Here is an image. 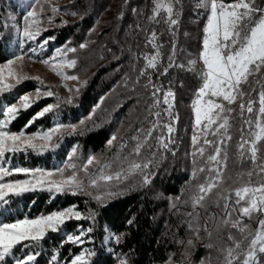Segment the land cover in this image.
I'll return each mask as SVG.
<instances>
[{"label":"trees","instance_id":"16d2710c","mask_svg":"<svg viewBox=\"0 0 264 264\" xmlns=\"http://www.w3.org/2000/svg\"><path fill=\"white\" fill-rule=\"evenodd\" d=\"M77 1L78 8L75 7V10L81 9L84 15L73 22L48 28L44 34L55 37L51 41L57 45L82 44L98 18L106 12L109 13V7L115 2L116 9L108 19L113 27L111 38L115 33L113 40L110 36L104 38L100 35V40L95 46H91L90 60L94 59V65H98L75 100L65 103L67 99L54 92L53 96L41 99L27 111L22 110L10 125L12 131L19 132L43 107L59 104L53 112L47 113L28 128V133H34L41 128L47 130L57 121L76 125V132L66 135L55 150L42 154H16L10 159L8 167L15 165L55 171L65 167L72 150L76 149L72 162L77 168H68L65 174L81 172V167L88 157L106 150L109 139L113 136H117L121 141L124 139V135L129 132L127 123L134 121L135 124L140 119L143 123L148 119V111L152 109L149 99L151 86L145 85L149 83V77L164 90L171 89L175 92V113L178 121L171 136L174 147L165 154L155 153V158L151 154L145 156L143 163L150 162L148 168L137 170L133 178L126 176V179L114 184L107 183L103 188L93 189L84 177L77 175L82 179L84 187L76 194L38 190L10 197L8 204L0 205L2 222H14L24 217L36 218L69 207L79 211L82 217L79 220L66 218L65 224L61 225L57 232L49 231L46 237L34 246H17L12 254L19 258L26 254H37L35 264H70L75 255L88 249L96 253L91 257V264H119L118 257L126 258L128 264H169V261L173 264L178 261L184 248L195 264H200L201 261L205 264H224L227 248L234 247L233 242L228 240V235L231 233L239 240L241 234L238 228H232L231 224L221 223L224 219L234 221L238 215L236 212H232L231 217L223 215L224 205L228 200L219 198L217 192H223L230 198L235 197L234 189L248 180L246 175L239 178L238 174L250 170L252 161L249 158L251 153L248 145H245L243 157L240 155L237 145L241 142L242 121L234 119L231 121L229 132L232 138L221 145L222 149L227 151V166L219 165L224 173V182L207 195L202 206H194V198L200 195V185L214 178L215 174L210 173L208 169L217 167L215 163L207 161V156L214 154L211 146H205L203 157L197 155L194 158L192 155L194 146L191 148L189 134L193 128L194 116L191 102L195 98L194 91L197 89L199 78L196 71H188L178 65L183 50H195L194 54L197 55L200 49L198 45H194L192 37L185 36V30L198 26L194 24V19L198 17L195 6L191 0H182L179 24L170 28L164 23L166 15L158 20L150 19L153 16L151 0H96L94 5L89 4L91 7L83 5L85 0ZM257 3L260 4L261 0H257ZM19 5L20 1L16 3V0H0V63L26 53L28 47L27 44H24L23 49L18 46V34L11 24V14L19 9ZM194 30L199 32L198 27ZM153 32L160 37L162 60L156 68L148 70L145 58L147 53L153 52L148 43V36ZM173 45L175 66L168 69L167 75H161L168 65ZM142 72L144 75H141ZM244 87L247 89L248 86ZM36 89V80H23L11 92L0 95V107L16 104L18 97L34 94ZM104 101L109 103L102 110L100 106ZM137 107L138 112H133ZM128 118L129 122L125 123ZM81 121L84 123L81 124ZM244 130L246 132V125ZM209 138L216 139L211 135ZM260 144L264 145V141ZM258 157L264 158V146L261 147ZM200 168L205 171H198ZM8 179L11 178H6L5 182ZM255 179L254 176L253 180ZM107 187L109 189L105 190ZM224 189L229 191L224 192ZM108 190L112 191L104 194ZM97 196L101 199L97 200ZM197 207L199 208L195 209ZM215 208L221 214H215ZM208 219L215 222L210 231L211 238L204 230ZM243 223L255 230L247 220H243ZM88 228H92L91 233L87 232ZM196 229H199L198 235ZM82 232L86 234L82 237V244L67 240L68 236L80 235ZM116 235L121 237L120 243L111 238ZM196 237L207 244L211 243L213 248L198 247L194 241ZM189 240L193 241L192 245L188 244ZM246 251L247 247L243 251L237 250L232 258L233 263L241 259ZM53 256L56 257L55 261ZM0 264H14V260L9 255Z\"/></svg>","mask_w":264,"mask_h":264},{"label":"snow or ice","instance_id":"6c2138e0","mask_svg":"<svg viewBox=\"0 0 264 264\" xmlns=\"http://www.w3.org/2000/svg\"><path fill=\"white\" fill-rule=\"evenodd\" d=\"M36 3L39 10L37 11L34 8L32 11H28L23 18V37L29 41L36 40L43 31L39 26V16L44 12V8L40 4V0H36ZM181 7L182 0H156L152 10L153 16L150 19L156 20V17L163 10L167 13L164 23L168 24L170 28L178 26ZM195 7L206 13V19L202 28L201 48L198 50L197 57L190 59L188 62L189 65L195 68L198 62L202 61V66L197 70L199 79L197 89L194 91L195 98L191 102V108L195 116L194 127L197 130L191 138L194 146L192 155L194 158L197 155L203 157L206 152L205 146H211L214 154L208 155L207 161L215 163L217 167L208 169L210 173L215 174L214 178L200 185V195L194 198V206L196 204L202 206V202L207 195L212 193L214 189H218L224 182V173L219 165L227 166V151L222 149L220 145H224L225 141L232 138L229 134L232 127L231 121L234 119L241 120V142L238 143L237 147L240 150L241 157H243L245 145L249 143V138L254 137L251 139V147L248 149L251 153L249 158L252 161V168L247 172L238 174L239 178L246 175L248 180L234 189L236 197L234 204L225 203L224 205L228 217H231L232 212L236 211L239 212V216L234 221L224 219L221 223L223 225L231 224V227L238 228L241 234L239 240L231 233L228 235V240L233 242L234 247L227 248L224 264H233L234 254L237 250L243 251L245 247H247V251L241 259L237 260L236 264H264V255H260L264 254V158L258 157L261 147L264 146L260 144L264 141V0H261L260 4L257 3V0H231V2H226V0H197ZM51 11L56 13L59 9L52 7ZM173 35H175V32H173ZM50 39L54 40L55 37L45 38L38 44V47H45ZM155 39L156 34L153 32L151 41L154 42ZM85 46L84 44L80 45L81 48ZM69 51L75 52L76 49L67 46L56 49L53 57L41 62L50 66L52 71L62 79L77 80L78 77L66 76L61 70L65 66L71 68L76 65L75 60L65 59ZM159 56V46H157L156 56L147 58V67L156 68ZM57 58H59L58 63L56 62ZM24 59L23 55H18L8 59L5 63H0V95L11 92L23 80L28 79V77L18 74L15 69L17 62H22ZM174 60L175 45H173L172 54L168 57V65L160 73L161 75H167L168 69L175 66ZM141 75H144V73L142 72ZM40 83L41 88H37L34 94H25L18 97V103L0 107V205L8 204L9 198L12 196L18 197L28 192L46 190L55 193L76 194L84 187V183L77 176L76 171L65 176L66 169L72 168L75 170L77 168V165L72 162L76 149L72 150L65 167L55 171L39 168L29 169L15 165L6 166L10 164V159L19 153L34 152L42 154L48 150H55L60 146V141L66 135H72L76 132V125H66L57 121L53 127L47 130L41 128L34 133H28V128L47 113L53 112L55 108L59 107V104H48L43 107L19 132L10 129V125L18 118L22 110L27 111L41 99L54 95V92L50 89L42 90L44 89L43 82L40 81ZM245 85L248 86L247 89H245ZM149 86L153 88V107H158L161 103L158 94L162 89L152 85L150 77L149 84L145 87ZM72 91V89H69V92ZM75 91L78 93L79 89H75ZM253 93L256 95L254 96ZM64 102L71 103V96ZM163 103L168 105L164 109L168 116L178 119L173 113L175 93L171 89L164 93ZM234 105L236 107H233ZM233 113H236V115L234 116ZM154 114L158 118L161 116L160 111ZM82 123L84 122L81 121ZM158 123L159 120L146 131L144 141L137 143L134 148L135 154L139 155L140 149L147 143V138L151 137L152 131ZM244 125H247V132L244 130ZM165 127L169 134L175 130L171 122ZM253 128L255 131L252 130ZM209 135L216 139L209 140ZM201 137H203L202 144ZM133 139H137V137H133ZM116 140L117 137L113 136L109 139L108 145L111 147ZM37 141H40V143H37ZM159 142L163 147H167V144L162 140ZM121 147H124V145L121 144ZM94 161H96L95 157H88L87 163L82 165L85 173L88 171V165H92ZM149 163L133 162L130 171L148 168ZM107 167H110V165L105 164L97 169L101 173L99 179L119 181L122 173L117 172L114 176L105 174L104 168ZM198 171L203 172L205 169L200 168ZM123 175L126 178L127 173ZM19 176L25 178H14ZM254 176L256 177L255 180H253ZM6 178L11 179L5 182ZM147 182V177H145V183ZM89 183L93 186L97 185L94 174ZM228 191V189H224V192ZM217 196L225 201L230 199L223 192H217ZM96 199L100 200L101 198L97 196ZM229 209L231 211H228ZM254 214H258V223L257 228L252 230L249 225L243 223V218L252 219ZM66 218L79 220L82 217L79 211L69 207L36 218L24 217L23 219H16L14 222H0V262L11 255L13 249L17 246H34L42 241L49 231L57 232L60 226L65 224ZM217 227L219 229V226ZM204 230L208 232V236L211 238L212 233L208 231L207 225H205ZM196 231L198 235L199 229H196ZM87 232L91 233L92 228H88ZM84 235L86 234L82 232L80 235L68 236L67 240L74 244H82ZM111 238L120 243L121 237L119 235ZM188 244L192 245L193 241L189 240ZM206 247L211 249L213 245L209 243ZM95 255L94 251L85 249L80 254L75 255L70 264H91V257ZM36 258L37 254H26L17 258L16 264H35ZM55 260L56 257L53 256V261ZM118 261L119 264H128L127 259L124 257H118ZM169 264H171V261H169ZM200 264H205V262L201 261Z\"/></svg>","mask_w":264,"mask_h":264},{"label":"rangeland","instance_id":"374dc122","mask_svg":"<svg viewBox=\"0 0 264 264\" xmlns=\"http://www.w3.org/2000/svg\"><path fill=\"white\" fill-rule=\"evenodd\" d=\"M20 1V5H19V9L15 10L14 12H12L11 14V24L15 27L16 33L18 34V46H25L24 44H27V48H26V53L20 54L23 55L25 57V59L22 62H17V64L15 65V69L17 71L18 74L28 77V79L25 80H36L37 81V88H41V83L40 81L43 82V86L44 89H50L53 92H57L61 95H63L66 99L69 98V96H71L72 100H75L76 97L81 93V91L83 90V88L85 87L87 80L89 79V77L92 75L93 70L97 67V65H94V59L90 60V54H91V50L92 47L91 46H95V43L97 41H99L100 39L98 38L100 35H103L104 38H107L108 36H110V33H112L111 29L113 28L112 26H110V23L108 21L109 16L114 13V10L116 9L115 6V2L109 7V10H111L109 13L106 12L105 14L101 15V17L98 18V20L95 22L94 26L92 27V29L89 31L86 39L84 40V42L82 44L86 45L85 47L81 48L80 45H73V44H68L65 45L68 48H75L76 51L75 52H67L65 59L67 60H75L76 61V65L74 67H63V69H61L63 71V73L66 76H76L78 77L77 80H66V79H62V77L56 75L55 72L52 71L51 67L48 65H45L44 63H42L41 61L45 60V59H50L51 57H53L55 55L56 49H60V48H64L65 46H61V45H57L56 43L52 42L51 39L49 40V43L43 47L40 48L38 47V44L40 42H42L45 38H50L49 36H46L44 34V31L48 28H55L57 26H60L63 23H67V22H73L74 20H77L78 18L82 17L84 15L83 11L81 9L75 10V7L78 8V1L77 0H40V4L43 6L44 8V12L40 14L39 16V20H40V28L43 30L41 33V36L37 37L36 40L34 41H29L26 40L23 37V28H24V16L27 15L28 11H32L34 8L37 9V11L39 10V6L36 3V0H16ZM96 0H85L83 2V5H88L93 3ZM117 1V0H116ZM152 2V6L154 7L156 0H151ZM192 4L195 6L197 0H191ZM82 6V4H81ZM52 7H56L57 9H59L58 12L53 13L51 11ZM91 7V6H90ZM152 7V8H153ZM196 8V7H195ZM197 15L198 17H196L197 19H194V24H198V26H192L191 29H187L185 30V36L188 37H192L193 38V42L194 45L201 48V37H202V28L204 26L205 23V19H206V13L202 10V9H197ZM153 14V13H152ZM164 15L167 16V13L164 12L163 10H161L160 15H158L156 17V20L161 19V17H163ZM51 21V22H50ZM199 22V23H198ZM196 27H198L199 32H195L194 28L196 29ZM110 31L109 33L106 34V32ZM115 30V29H114ZM113 30V31H114ZM156 34V39L155 41H151V37L152 34H150L148 37V43L150 44L151 48H153V52L152 53H147L146 54V68L148 70L154 69V68H150L147 67V63L148 60L147 58H151L153 56H156L157 53V46H159V52H160V56L158 58L157 61V66L160 64L161 60H162V52H161V42H160V37L157 33ZM198 34V35H197ZM115 36V33H114ZM114 36H110V38L113 40ZM110 39V40H111ZM118 41H116V45ZM35 50V51H33ZM200 50V49H199ZM27 53H30V55H27ZM182 57L178 62L179 67L185 69V70H190V71H196L202 66V61L198 62V64L195 66V68H193L191 65H189V60L190 59H195L197 57V55H195V50H191V49H185L182 51ZM89 54V56H88ZM92 56V55H91ZM57 63L59 62V58H57ZM39 78V79H36ZM10 82H14V81H10ZM149 83H147L146 85H148ZM152 85H156L158 87H160L162 90L161 92L158 94V98L160 99L161 103L159 104L158 107H153V97H152V92H153V88H150V102H152V109L148 111V119H146L145 122H140V120H137L138 123H133L134 121L129 122V118L126 119L127 124H129V132L127 133V135H124V139L121 141L118 139L114 141L113 145L110 147L109 145H107L106 150L103 152H100L99 154H96L95 157L96 161H94V163L92 165H88V171L87 173H85L83 171V169H81V172H76L77 175L81 176V178L84 177L85 181H87L89 183L90 178L93 177V174L95 175V178L97 179V185L96 186H92L93 189H99V188H103L104 186H106V184H114L116 183L117 180L113 179L112 181H103L99 179L100 176V172L97 171L98 168H100L101 166L105 165V164H109L110 167L104 168V173L105 174H110V175H115V173L117 172H121V179H126L125 176L123 175L124 173H127L126 176L133 178L136 175L137 170H131L130 171V166L133 162L135 163H143V160H145V156H149V154H151V156L153 158H155V156H157V154L155 153H163L165 154V152L167 150H170L174 147L173 143L171 142V136L173 134V132L171 134H169L167 132V128L165 127V125H167L169 122L172 123L174 129L176 126V123L178 121V119H173L171 117L168 116V114L164 111V109H166L168 107L167 104L163 103V98H164V93L167 92L169 89L164 90L163 87L161 85L156 84V82L151 81ZM69 89H72V92H69ZM75 89H79V92L77 93L75 91ZM173 91V90H172ZM174 92V91H173ZM175 93V92H174ZM107 103H109V101H104V103L100 106V108L103 110ZM101 109H99L98 112L101 111ZM133 110V108H132ZM160 111L161 116L158 118L154 113ZM133 112H138V107L136 108V110H133ZM173 113L174 116H176L175 113V107L173 109ZM193 116H194V112H193ZM195 119V116H194ZM194 119H193V128H191V132L189 134V138L191 141V148L193 146L192 144V136L193 134L197 131L194 127ZM159 120L158 125L155 127V129L152 131V135L151 137L147 138V143L140 149V153L139 155L135 154L134 152V148L136 147L138 142H142L145 140V134L146 131L149 128L153 127V124ZM132 124V125H131ZM175 124V125H174ZM127 128V129H128ZM253 131H255V129H252ZM175 131V130H174ZM248 131L247 125H246V132ZM142 136V138H141ZM133 137H137V139H133ZM249 138V143L247 144L249 146V148L251 147V139ZM208 139L210 140L209 136ZM163 141L165 144H167V147H163L161 145V143L159 141ZM201 141H203V137H201ZM37 143H40V141H37ZM121 144L124 145V147H121ZM221 146V145H220ZM222 147V146H221ZM144 158V159H143ZM98 161V163H97ZM87 163V161L85 162V164ZM222 165V164H221ZM9 166V165H6ZM82 168V167H81ZM68 174H65V176H67ZM80 178V179H81ZM82 180V179H81ZM109 189V187H107L105 190ZM112 190H108L105 193H108ZM236 197L230 198L227 203L232 205L235 202ZM199 207L195 208L198 209ZM230 210V209H229ZM228 210V211H229ZM215 214H221V212L215 208ZM237 215L239 216V212L236 211ZM223 215H226V213ZM257 216L258 214H254V217L252 219H249L247 217H244L243 220H247L248 222H250L253 227L256 229L257 228ZM2 222V221H0ZM206 225L208 228V231H211L213 226L215 225L214 221L211 220H206ZM194 241H196L197 246L202 248V249H207L206 245L207 242L203 241V240H199V238H194ZM260 255H264V254H260ZM10 257L14 260V264H16V259L19 258L17 256H14L13 254L10 255ZM7 258V257H5ZM237 262V261H236ZM236 262H234L233 264H236ZM173 264H195L192 260V256L188 255L187 252L185 251L184 248H182L181 253L179 255V259L176 263Z\"/></svg>","mask_w":264,"mask_h":264}]
</instances>
